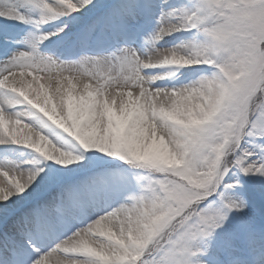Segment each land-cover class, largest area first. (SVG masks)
<instances>
[{
	"label": "snow or ice",
	"instance_id": "snow-or-ice-1",
	"mask_svg": "<svg viewBox=\"0 0 264 264\" xmlns=\"http://www.w3.org/2000/svg\"><path fill=\"white\" fill-rule=\"evenodd\" d=\"M0 264H264V0H0Z\"/></svg>",
	"mask_w": 264,
	"mask_h": 264
}]
</instances>
